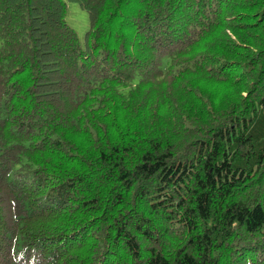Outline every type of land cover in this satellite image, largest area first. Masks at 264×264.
I'll return each mask as SVG.
<instances>
[{"label":"trees","instance_id":"1","mask_svg":"<svg viewBox=\"0 0 264 264\" xmlns=\"http://www.w3.org/2000/svg\"><path fill=\"white\" fill-rule=\"evenodd\" d=\"M0 0V264H264V0Z\"/></svg>","mask_w":264,"mask_h":264},{"label":"rangeland","instance_id":"2","mask_svg":"<svg viewBox=\"0 0 264 264\" xmlns=\"http://www.w3.org/2000/svg\"><path fill=\"white\" fill-rule=\"evenodd\" d=\"M64 1L66 2L65 20L75 29L78 42L80 45H83L85 42L86 32L90 27L88 13L75 1Z\"/></svg>","mask_w":264,"mask_h":264}]
</instances>
